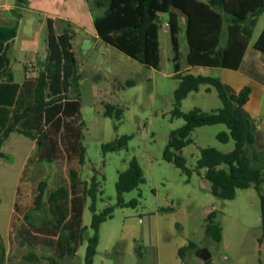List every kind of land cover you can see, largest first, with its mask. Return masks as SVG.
Masks as SVG:
<instances>
[{"label":"rangeland","instance_id":"rangeland-1","mask_svg":"<svg viewBox=\"0 0 264 264\" xmlns=\"http://www.w3.org/2000/svg\"><path fill=\"white\" fill-rule=\"evenodd\" d=\"M21 15L18 36L9 51V67L17 83L22 82L25 76L33 75L26 66L36 65L37 57L47 52L43 15L30 9H22ZM167 18V13L158 16V68L137 62L99 38L85 51L83 33L77 31L73 37L80 78L71 95L79 98L80 116L84 122L82 144L85 160L79 175L87 182L95 176L100 183L102 193L97 196V212L109 205L114 206L112 217L99 225L92 264H207L195 255L197 248L209 251L211 264H264V181L259 192L250 186L236 189V195L231 200L220 199L210 192L203 169L188 176L162 159L170 131L184 123L182 118L171 115L177 80L173 76L174 51ZM263 26L264 12L257 17L251 40L256 39ZM224 35L225 31L221 44ZM177 38V61L181 74L221 75L220 68L188 64L183 24ZM22 40L34 45L25 48ZM93 77L96 79L93 80ZM129 80L134 83L127 85ZM228 91L233 94L238 92L230 87ZM256 99L258 97L253 101L257 104ZM108 104L123 109L119 121L114 113L112 116L104 115ZM221 105L216 89L203 84L198 91L190 92L181 101L179 109L187 112L200 108L209 112ZM246 109L234 105V114L250 120L254 144L248 149L257 154L264 150V100L257 115L253 116L251 110ZM223 131L227 132V127L222 123L196 127L190 134L192 142L181 150L186 166L195 168L203 147H213L224 153L231 151L234 147L232 139L221 142L216 137ZM122 135H132L127 148L102 152L103 143ZM21 139L29 141L17 133L8 138L3 151L9 157L0 159V243L3 247L0 264H37L22 259L30 247L19 243L18 231L9 225L21 156L26 149L20 143ZM132 158L140 164L144 182L122 195L125 202L136 199V206H117L115 182L118 173L127 168ZM60 173L66 176V164L44 162L43 177L50 186L56 184ZM261 173L264 178V170ZM90 202L91 199L87 198L82 211L81 226L84 230L81 243L72 257L57 259V264H85L87 241L94 233L90 226ZM211 211H215L213 222L221 228L220 241L205 233V218ZM42 218L40 212H30L32 223L38 224ZM189 242L194 243L195 249L188 248L181 257L179 248ZM50 252L48 247L36 249L38 255ZM39 264L51 263L44 259Z\"/></svg>","mask_w":264,"mask_h":264},{"label":"trees","instance_id":"trees-1","mask_svg":"<svg viewBox=\"0 0 264 264\" xmlns=\"http://www.w3.org/2000/svg\"><path fill=\"white\" fill-rule=\"evenodd\" d=\"M15 1L20 5L27 3V0ZM89 1L102 10L93 18L99 39L153 68L159 67L158 14L168 15L167 26L174 51L173 76L177 80L171 115L182 118L184 123L170 131L162 159L188 176L203 169V177L210 184L209 190L217 198L231 200L236 195V189L250 186L259 192L264 181L261 173L264 170V150L257 154L253 151L250 153L248 148L254 144L250 120L234 114V105L243 106L249 99L250 87L243 86L237 93L230 94L218 77L181 74L177 61V34L183 15L189 65L235 70L250 41L256 18L264 12V0ZM45 28L47 55L44 65L38 68L36 76H25L22 82L17 83L7 69L4 45L14 38L16 28L0 26V159L9 157L3 148L14 133L29 140H20L26 149L21 156V168L15 185L12 226L20 235L19 243L30 247L22 256L24 261L39 264L46 259L51 264H57V259L72 257L81 243L84 230L81 226L82 211L87 198H90V226L94 233L87 241L85 264H92L99 225L112 217L114 206L109 205L97 212V196L102 193L100 183L95 176L87 182L81 180L79 175L80 166L85 160V147L82 144L84 122L80 116L79 98L71 95L72 88L77 86L80 78L71 45L73 31L65 28L57 33L50 18L46 19ZM224 30L226 40L221 44ZM253 46L264 54V27ZM133 83L132 80L126 81L127 85ZM203 84L216 89L221 107L209 112L200 108L181 111V101L190 92L198 91ZM122 112L121 107L108 104L104 115L112 116L114 113L119 121ZM219 123L226 125L227 132H219L217 139L221 142L232 139L233 149L224 153L213 147H203L195 168H188L181 150L192 142L191 132L199 126ZM131 137L122 135L103 143L101 150L107 153L125 149ZM44 162L66 164V176L60 173L56 184L50 186L43 177ZM143 182L142 168L136 158H132L127 168L118 173L115 205L136 206V199L125 202L122 195ZM31 211L43 215L38 224L30 221ZM214 216L215 211L207 214L205 233L220 241L221 228L213 222ZM40 246L48 247L51 252L38 255L36 249ZM188 248L195 249L194 243L180 247L179 255L183 257ZM206 263L211 264L210 260Z\"/></svg>","mask_w":264,"mask_h":264},{"label":"crops","instance_id":"crops-1","mask_svg":"<svg viewBox=\"0 0 264 264\" xmlns=\"http://www.w3.org/2000/svg\"><path fill=\"white\" fill-rule=\"evenodd\" d=\"M27 3L28 5H26ZM27 3L25 4L26 5L25 6V5L17 4L15 0H0V26L16 28L14 38L4 43V45H6L5 56L8 59L7 69H9L10 72L11 69L9 67L10 64L9 51L11 45L17 39L19 33L22 9H26V10L30 9L34 12L42 14L44 17V25L46 19L48 18L52 19L54 23L55 31L57 33L62 32L65 28H69L73 31V37H74L77 31H81L83 33L82 39L84 41L83 47L85 51L86 49L92 47L95 42H97L99 37L97 36L94 28L93 18L94 15L101 14L102 10L99 9L95 10L94 9L95 6L89 0H27ZM180 22L181 24H184L185 16L182 15L180 17ZM256 22H257V18H256ZM166 25H167V21H166ZM221 38H222V34H221ZM225 40H226V31L222 39L223 44ZM255 40H251L250 38V41L243 52L241 62L237 69L233 70L229 68L216 67L221 69V75L218 76V78H220V80L223 82L225 89L228 93L230 94L233 93L228 91V87L234 89V91H239L243 86L246 85L250 87L251 91L249 94V99L242 107L247 108L249 111L251 110L250 112L253 114V116L259 113L261 104L264 100V54L253 46V42ZM22 41L25 48L34 45V44L31 45V43L33 42H29L26 40H22ZM71 45L73 50V38L71 40ZM46 55L47 52L43 56H38L36 59V65L30 64L26 66V68L31 70V72L33 73L32 76L37 75L38 68L42 67L41 66L42 63H45ZM195 67H209V66H195ZM256 97H258V100L256 99L257 104L255 101H253L254 98ZM255 112L256 114H254ZM250 117L252 118V116ZM9 223H10L9 225L12 226L11 218L9 220Z\"/></svg>","mask_w":264,"mask_h":264},{"label":"water","instance_id":"water-1","mask_svg":"<svg viewBox=\"0 0 264 264\" xmlns=\"http://www.w3.org/2000/svg\"><path fill=\"white\" fill-rule=\"evenodd\" d=\"M43 65H44V63L41 64V66H43ZM92 79L95 80L96 78L93 77ZM195 255L198 258L202 259L203 261H207L211 258V254L209 253V251L206 248H197L195 250Z\"/></svg>","mask_w":264,"mask_h":264}]
</instances>
